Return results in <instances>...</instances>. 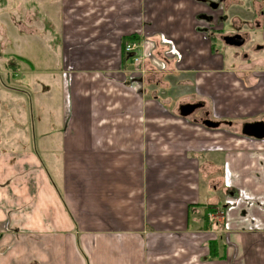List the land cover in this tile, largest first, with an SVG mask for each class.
<instances>
[{"label":"crops","instance_id":"1","mask_svg":"<svg viewBox=\"0 0 264 264\" xmlns=\"http://www.w3.org/2000/svg\"><path fill=\"white\" fill-rule=\"evenodd\" d=\"M4 1L0 264H264V139L243 134L264 122V53L217 46L242 0H40L43 18L37 0ZM248 1L264 46V0ZM47 31L54 65L12 50L38 52L23 40ZM140 34L143 70L122 45ZM33 94L51 103L46 128ZM194 103L206 119L181 114ZM206 206L224 217L205 223Z\"/></svg>","mask_w":264,"mask_h":264},{"label":"rangeland","instance_id":"2","mask_svg":"<svg viewBox=\"0 0 264 264\" xmlns=\"http://www.w3.org/2000/svg\"><path fill=\"white\" fill-rule=\"evenodd\" d=\"M6 2L4 1V0H2V2H0V6L1 7H6V9L8 10V11H10L11 12V9H12V6H11V4H5ZM255 4H251L248 0H242V4L241 5H239V6H237L238 7V11H236V10H234L235 11V15L236 16H238V17H240L239 18V21H237L236 23H238L239 25H241V28L240 29H237V28H235V27H237V26H235L234 25V20H232V15L229 13L228 14V18H226V27H225V32L226 33H233V32H235L236 30H238V32L239 33H244L246 36H247V38L249 37V42H247L245 45H244V47L243 48H231V47H228L227 49H225L222 45H221V42L220 41H218L217 43V46L219 47V49H221L220 50V52L223 54V55H225V57H227V55L228 54H232L233 52H235L236 54H238L240 57H243V55L245 54V52L244 51H247L249 48H251V46H253V45H255V44H259L260 42H261V39H262V35L260 34L261 32L258 30H256V29H253L254 27H252V28H250L248 25H250L249 24V21L250 20H252L251 18H253L254 16H255V13H254V11H253V9H251V6H254ZM30 6H33L32 7V11L34 12V11H36V13H37V15H39V16H42V18L43 17H46V15L48 14V13H46L45 12V6L41 3V1L40 0H37L36 1V3H34V4H31V5H29V6H27V7H29L30 8ZM28 8V9H29ZM241 10V11H240ZM242 10H245L244 12H242ZM240 11V12H239ZM16 15H19V13L20 12H18V11H16V12H14ZM257 13V12H256ZM257 15V14H256ZM257 17V16H256ZM255 17V18H256ZM53 18V17H52ZM20 20V19H19ZM29 20V19H28ZM27 20V21H28ZM18 21V20H17ZM48 21H51V17H49L48 18ZM40 22H42V21H40ZM53 22H54V20H53ZM44 25H45V23L43 22V27H44ZM234 26V27H233ZM45 28V27H44ZM236 29V30H235ZM15 33V32H14ZM228 35H230V34H228ZM140 37H141V43H143V44H145V42H146V37H145V35H142V34H140L139 35ZM166 39V38H165ZM24 41V43H25V45L27 46V49H28V47L30 46V45H38V47H37V50H38V52L36 51H34V50H26L25 49V47H23V49H15V48H17V46L14 44L13 45V48H12V50H15L16 52V55H18V53H20V55H22V56H24L25 58H28V59H36V58H38V60L39 61H41L40 60V58H42L43 59V57H44V59L45 58H48V61L49 62H53V65L55 64V62H56V60H55V58H57L56 57V55H55V57H54V53L56 54V52L54 51V50H52L53 49V47H54V45H53V43L51 42L52 41V37H51V33H49V31H47L46 32V34L43 36V38H32V37H26V39L25 40H23ZM176 46V45H175ZM175 46H174V43H172V44H170L169 45V48L168 49H170L171 50V52H172V54H175V55H177V57H176V60H180L181 58H180V51L178 52V50L177 49H175ZM33 48V47H32ZM45 49V50H44ZM40 50H42L43 52H42V54L40 55ZM143 50V49H142ZM170 52V51H169ZM178 52V53H177ZM264 53V52H263ZM246 54H247V52H246ZM245 54V55H246ZM248 55H250V56H254L255 54L254 53H249ZM255 58V57H254ZM233 59H235V58H233ZM183 60V59H182ZM241 61V58H239V60H238V62H240ZM42 62V61H41ZM183 62V61H182ZM240 63H242V62H240ZM134 65H132V67H133ZM178 66L176 65V67H175V69L177 68ZM30 78V77H29ZM26 80V82L28 83V85L29 86H33V82H31L32 81V79L30 78V80L29 79H25ZM31 83H32V85H31ZM169 89V88H168ZM191 91H193V90H190V88H188V90H187V92H191ZM32 92H33V90H32ZM170 93H171V97L174 99V100H178V98H180V97H182L183 95H184V91H182V90H180L178 87H177V83H175V84H173V86H172V91H170ZM54 94H55V92H54ZM30 95H31V93H30ZM34 96V97H33ZM33 96H31V108H32V110H33V112H34V115H35V117H36V119L37 118H39V117H43V120H47V121H49L47 124L46 123H43V125H42V128H46L47 127V125H49L50 124V119H51V117L49 116V111H50V104L51 103H49L47 106H45L44 104H41V103H43L42 101H40V98L39 97H37L36 95H34L33 94ZM160 96L162 97V98H169V96H170V94H167L166 96L165 95H163V94H160ZM51 101V100H50ZM53 101H55V105H56V100L55 99H53ZM48 102H49V100H48ZM172 103H173V101H172ZM211 104V103H210ZM44 106H45V108H44ZM211 107H212V104H211ZM44 112V113H43ZM37 113L40 115V116H38L37 115ZM197 116V115H196ZM195 116V117H196ZM34 123L35 124H33V125H31V129H32V131H33V134L35 135V136H37L39 133H41V131L43 130L42 128H41V126H39L38 125V122H35L34 121ZM37 134V135H36ZM44 158V157H43ZM47 169H48V171H49V173H51L52 175H54L55 173H54V171H53V169H52V166L50 165V164H47ZM54 179L56 180V174H55V176H54Z\"/></svg>","mask_w":264,"mask_h":264},{"label":"water","instance_id":"3","mask_svg":"<svg viewBox=\"0 0 264 264\" xmlns=\"http://www.w3.org/2000/svg\"><path fill=\"white\" fill-rule=\"evenodd\" d=\"M226 45L230 47H237L240 48L244 46L245 44V39L241 35H236L233 37H226L224 39ZM198 108L197 105H186L181 108V114L183 116H189L192 114L196 109ZM207 126L210 127H217V124L214 123H206ZM243 134L248 136V137H253L258 140H263L264 139V122H257L254 124H246L243 128Z\"/></svg>","mask_w":264,"mask_h":264},{"label":"built area","instance_id":"4","mask_svg":"<svg viewBox=\"0 0 264 264\" xmlns=\"http://www.w3.org/2000/svg\"><path fill=\"white\" fill-rule=\"evenodd\" d=\"M144 48V44L141 43V37L137 40L128 41L123 44V54L127 61L131 62L136 68L143 70V58L141 51ZM137 72V71H136ZM226 210L219 208L217 213L210 216L211 222H218V217H224Z\"/></svg>","mask_w":264,"mask_h":264},{"label":"flooded vegetation","instance_id":"5","mask_svg":"<svg viewBox=\"0 0 264 264\" xmlns=\"http://www.w3.org/2000/svg\"><path fill=\"white\" fill-rule=\"evenodd\" d=\"M259 26H260V24H258V23L255 24V28H257V27H259ZM228 34H230V35H228ZM236 35H241V36L245 39V44H246L247 42H249V37L247 38V36H246L244 33H239L238 30L235 31V32H233V33H221V34H219L218 39H219V41H220L224 46H226V47H230V46L226 45L224 39H225L226 37H233V36H236ZM245 44H244V45H245ZM243 47H244V46H242V47H240V48H243ZM231 48H237V47H231ZM244 52H245V54H246V52H247L246 55H245V54L243 55V57L246 58V57L248 56V54L251 53V52H252V53H255V52H264V46L261 45V44H255V45L251 46V48H249L247 51H244ZM191 105H197L198 108H197L192 114H190V116H194V115H196V112H197V111H200V112L203 114L202 116H200V119H206L205 116L208 115V114H207V112L205 111V104L194 103V104H191ZM183 107H184V106H183Z\"/></svg>","mask_w":264,"mask_h":264},{"label":"trees","instance_id":"6","mask_svg":"<svg viewBox=\"0 0 264 264\" xmlns=\"http://www.w3.org/2000/svg\"><path fill=\"white\" fill-rule=\"evenodd\" d=\"M139 37L132 35L126 38H123L122 45L125 44L128 41L137 40ZM126 61V58H125ZM222 209L226 210V207H222ZM217 213V207L216 206H206L203 212L204 221L205 223H208V216L210 214ZM207 226V225H206ZM223 238L219 237L217 240L211 241L208 243V248L210 250V257L212 258H219L220 255V243L222 242Z\"/></svg>","mask_w":264,"mask_h":264}]
</instances>
